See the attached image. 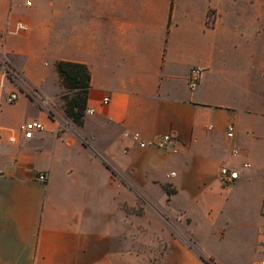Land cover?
<instances>
[{
  "label": "crops",
  "instance_id": "1",
  "mask_svg": "<svg viewBox=\"0 0 264 264\" xmlns=\"http://www.w3.org/2000/svg\"><path fill=\"white\" fill-rule=\"evenodd\" d=\"M0 53L22 62L37 97L0 67V264L212 258L192 227L221 232L222 200L240 176L223 187L219 170L251 168L264 139V0H0ZM31 61L49 62L50 83ZM57 61L89 70L94 112L81 126L64 115ZM32 120L44 131L25 139ZM131 133L172 135L178 153L138 148Z\"/></svg>",
  "mask_w": 264,
  "mask_h": 264
},
{
  "label": "rangeland",
  "instance_id": "2",
  "mask_svg": "<svg viewBox=\"0 0 264 264\" xmlns=\"http://www.w3.org/2000/svg\"><path fill=\"white\" fill-rule=\"evenodd\" d=\"M22 62L15 57L0 53V67L15 87L28 97L35 96L33 86L29 84L20 69ZM43 61L29 62L31 71H38L52 81L50 65ZM17 65V66H16ZM63 93H67L64 90ZM37 98V97H36ZM62 100V99H61ZM63 101V100H62ZM64 108V102H63ZM251 168L237 167L240 180L227 190L221 208V232L210 235L203 227V222L197 220L192 227L194 237L200 239L204 250L210 254L216 264H254L264 258L258 246V239L264 230V218L259 214V198L264 195V139L261 137L251 149ZM243 161L237 160L238 164ZM230 187L231 185H224ZM172 223V222H171ZM173 226H176L174 221Z\"/></svg>",
  "mask_w": 264,
  "mask_h": 264
},
{
  "label": "built area",
  "instance_id": "3",
  "mask_svg": "<svg viewBox=\"0 0 264 264\" xmlns=\"http://www.w3.org/2000/svg\"><path fill=\"white\" fill-rule=\"evenodd\" d=\"M212 15H209V24H212ZM25 28L23 26H19L18 30L23 31ZM202 76V70L200 68L194 67L190 69L188 74V86L191 90H194L198 87L200 80ZM18 99V92H10L7 97L6 101L8 103H14ZM109 101L108 98H104L102 100V104H107ZM94 111L92 109H86L85 114H92ZM20 130L22 132V135L25 139H31L36 134H39L44 131V126L39 121H28L25 122L21 127ZM234 133V127L233 125H229L226 128V138L232 139ZM126 137H128L138 148L144 149L149 147H155L160 149H167L173 154L178 153L177 143L178 141L176 138L172 135L166 134L162 136H157L151 139H143L139 133H131V134H125ZM233 156H236L238 154L237 150L235 148L232 149ZM249 164L243 163L242 168L248 169ZM175 173L172 172L168 175V177L174 176ZM240 176L239 170L232 168L230 166H223L219 170V180L221 184L224 185H231L235 180H237ZM37 179L39 181L44 182L46 180V176L44 174H39L37 176ZM259 214L261 217L264 218V195L261 198L260 208H259ZM258 246L262 253H264V230L259 236L258 239ZM259 264H264V258L259 261Z\"/></svg>",
  "mask_w": 264,
  "mask_h": 264
},
{
  "label": "trees",
  "instance_id": "4",
  "mask_svg": "<svg viewBox=\"0 0 264 264\" xmlns=\"http://www.w3.org/2000/svg\"><path fill=\"white\" fill-rule=\"evenodd\" d=\"M55 70L67 93L60 98L64 102L65 117L81 126L87 109L90 73L86 65L76 62L57 61ZM205 264H216L212 258L200 257Z\"/></svg>",
  "mask_w": 264,
  "mask_h": 264
}]
</instances>
